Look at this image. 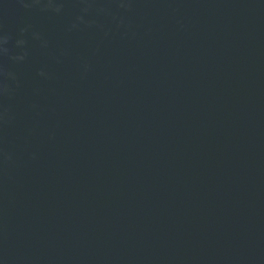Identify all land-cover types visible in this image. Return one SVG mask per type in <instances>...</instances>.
Returning a JSON list of instances; mask_svg holds the SVG:
<instances>
[{
  "label": "water",
  "instance_id": "95a60500",
  "mask_svg": "<svg viewBox=\"0 0 264 264\" xmlns=\"http://www.w3.org/2000/svg\"><path fill=\"white\" fill-rule=\"evenodd\" d=\"M0 264H264V0H0Z\"/></svg>",
  "mask_w": 264,
  "mask_h": 264
}]
</instances>
